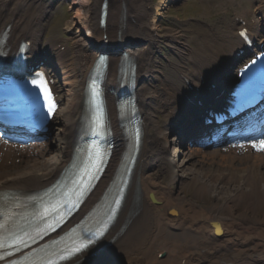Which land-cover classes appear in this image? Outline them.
<instances>
[{
  "label": "bare ground",
  "instance_id": "bare-ground-1",
  "mask_svg": "<svg viewBox=\"0 0 264 264\" xmlns=\"http://www.w3.org/2000/svg\"><path fill=\"white\" fill-rule=\"evenodd\" d=\"M19 1L22 0L15 1L16 6ZM75 3L78 8L74 22L84 23L82 8H86L88 2L79 0ZM155 25L154 21L148 24L150 39L154 38L152 29ZM30 33L33 34V30ZM80 38L88 40L86 36ZM72 83L76 91L70 94L68 103L58 113L53 128L54 139L29 146L1 138V189L45 187L68 162L73 151L72 136L76 123V106L72 109V105L75 102L78 104L80 99L79 76ZM170 132L167 127L158 134L164 146L165 170L170 180L164 184L152 178L146 169L150 170L153 166L147 168L149 161L146 154L143 156L135 171L139 197L129 212V191L118 225L112 230V233H117L113 243L127 259L133 257V264L140 261L144 264H264V216L254 214L264 203V150L253 147L258 142H249L219 148L210 154L207 150L198 149L191 153L185 150L179 152V147H169L172 141ZM195 152H198L202 163L210 165L209 170L196 165ZM194 174L200 181L198 191H209L214 195V202L208 209L180 192H174L171 186L183 183ZM103 182L90 202L101 193ZM150 193H153L157 204L152 203ZM238 203L248 208L244 215L236 210ZM124 218L125 225L119 229ZM213 221L219 223V233L215 232ZM169 224L175 229H170ZM158 248H167L166 255L161 259L157 258ZM117 254L116 249L109 250L106 255L97 254V264H113L108 263L106 257L114 259Z\"/></svg>",
  "mask_w": 264,
  "mask_h": 264
},
{
  "label": "rangeland",
  "instance_id": "rangeland-1",
  "mask_svg": "<svg viewBox=\"0 0 264 264\" xmlns=\"http://www.w3.org/2000/svg\"><path fill=\"white\" fill-rule=\"evenodd\" d=\"M176 1V0H174ZM183 0H180V3ZM179 3V6H181ZM186 5V4H185ZM167 25V24H166ZM161 28L163 30H167L170 31V29L172 28V26L167 25V28L165 25H162ZM166 117V115H161V119H164ZM164 120H162L160 123L162 124ZM163 126V125H161ZM197 155L195 154L194 159L196 160V165L200 168H204L209 170L210 169V165H208L207 163L204 164V162L202 163L200 160L196 159L198 157H196ZM196 157V158H195ZM150 174L153 177L156 178H160L162 181H167L169 179L167 173L165 172V170L161 169V167H156V168H152L151 170H149ZM197 174H194L192 177H189L186 181H184L183 183L177 185V184H172L173 188H174V192H180L182 195H185L188 198H191L192 201L203 205L205 208H209L213 202H214V195L213 193L209 192V191H205V192H199V184L200 181L197 179ZM236 210L241 213L242 215H244L247 211V207H245L242 203H238L236 204ZM255 216H264V203L259 205L258 208L255 210Z\"/></svg>",
  "mask_w": 264,
  "mask_h": 264
},
{
  "label": "snow or ice",
  "instance_id": "snow-or-ice-1",
  "mask_svg": "<svg viewBox=\"0 0 264 264\" xmlns=\"http://www.w3.org/2000/svg\"><path fill=\"white\" fill-rule=\"evenodd\" d=\"M34 83H35V82H34ZM51 110H52V108L50 107L49 111H51ZM253 147H260L261 150H264V141H260L259 146L256 145V144H253ZM0 227H2V225H0ZM79 251H80L79 248L75 249V252H79Z\"/></svg>",
  "mask_w": 264,
  "mask_h": 264
}]
</instances>
